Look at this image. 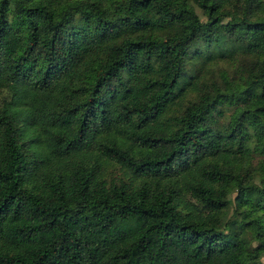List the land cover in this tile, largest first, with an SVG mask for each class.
<instances>
[{"label": "trees", "instance_id": "trees-1", "mask_svg": "<svg viewBox=\"0 0 264 264\" xmlns=\"http://www.w3.org/2000/svg\"><path fill=\"white\" fill-rule=\"evenodd\" d=\"M0 264H264V0H0Z\"/></svg>", "mask_w": 264, "mask_h": 264}, {"label": "rangeland", "instance_id": "rangeland-1", "mask_svg": "<svg viewBox=\"0 0 264 264\" xmlns=\"http://www.w3.org/2000/svg\"><path fill=\"white\" fill-rule=\"evenodd\" d=\"M199 11V10H198ZM201 17L203 18L204 16L201 15ZM228 19V17H224L223 20L226 21Z\"/></svg>", "mask_w": 264, "mask_h": 264}]
</instances>
